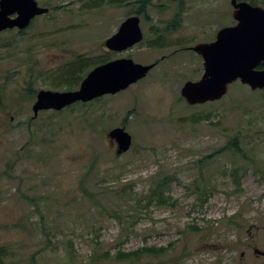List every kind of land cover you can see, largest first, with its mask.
<instances>
[{"label": "rangeland", "instance_id": "obj_1", "mask_svg": "<svg viewBox=\"0 0 264 264\" xmlns=\"http://www.w3.org/2000/svg\"><path fill=\"white\" fill-rule=\"evenodd\" d=\"M99 1L37 0L67 6L36 16L24 34L0 32V87L14 103L0 110L2 262L264 264V89L236 80L220 100L199 105L180 95L203 71L190 47L235 23L230 0H152L140 17L142 41L120 52L103 41L135 4L101 0L89 9ZM245 1L264 8V0ZM107 53L158 63L115 94L33 117L35 94L24 99L25 81L36 91L66 90L51 85L56 68L78 65L79 54L96 63ZM124 118L132 145L115 155L105 133ZM234 137L242 153L220 151ZM201 179L204 202L195 190ZM162 180L169 200L158 203L153 190ZM149 247L163 250L140 253L133 263L112 259L118 250Z\"/></svg>", "mask_w": 264, "mask_h": 264}, {"label": "water", "instance_id": "obj_2", "mask_svg": "<svg viewBox=\"0 0 264 264\" xmlns=\"http://www.w3.org/2000/svg\"><path fill=\"white\" fill-rule=\"evenodd\" d=\"M230 4L235 23L219 28L213 41L191 46L202 58L203 72L198 80H186L180 88V95L189 105L220 100L236 80L251 90L264 88V8L245 0H230ZM47 11L37 0H0V32L25 29L35 16ZM139 21L138 15L127 16L103 41L105 48L119 52L141 41ZM153 66L154 63L141 64L131 58H115L94 66L76 89H39L31 106L33 117L40 110L58 111L76 102L115 94L145 77ZM105 135L115 142V155L132 145V136L123 126L110 128Z\"/></svg>", "mask_w": 264, "mask_h": 264}, {"label": "trees", "instance_id": "obj_3", "mask_svg": "<svg viewBox=\"0 0 264 264\" xmlns=\"http://www.w3.org/2000/svg\"><path fill=\"white\" fill-rule=\"evenodd\" d=\"M100 1H99V3L98 2H94L92 4H88L89 7H90L89 9H91L93 7L99 8L100 5H101ZM181 2L182 1H180V3ZM106 3L107 4H113V3H116V4H135V7L130 10L129 14H136V15H139L140 17H142V18H146L147 15H148L147 14V8L150 5H152V0H133L132 2L131 1L126 2L125 0H107ZM66 6H67V4H55V5H52L51 7H48V8H49V10H61V9H64ZM177 16H178V13H175L174 18H176ZM33 20L31 22H33ZM172 20L173 19L171 18L166 23V29L169 30V31H171L172 29H175V28H173L174 26L172 25ZM176 20L177 19H175L174 22H176ZM28 27H30V25ZM26 29L17 30V34H24ZM159 29L160 28H155V30L158 31L156 33L154 32L156 38H160L161 37V34L159 33ZM107 54L108 55H106V56L98 57L96 59V61H95L96 63H93L94 60L88 61L90 59L89 57H85V56H83L81 54L76 55L77 57L75 58V60H76L78 65L70 66L69 68H66L65 65H62V66H59L58 68H56L51 74L52 77L54 78V82H52L51 85H53V86H61V85L64 86L65 85L67 89L76 88L78 86L80 80L83 78V76L89 70V69H87V70L84 71V69L87 68L91 64H93L95 66L97 64H100V63H103L105 61L110 60L111 56H110L109 53H107ZM55 74H56V76H55ZM31 85H32L31 80L25 81V87H24L25 96H24V99H30V97L32 98V96H34V94L36 93V90H34L31 87ZM8 98L9 97H6L5 101L3 100V93H2L1 87H0V110L1 111L5 112L8 107H11V106L14 105V103L11 104L9 101L7 102ZM208 115H210V113L204 114V113L200 112L198 114V118L208 117ZM11 117L12 116H9V118H11ZM125 123H126V119L124 118L122 120L121 125L124 126ZM236 141H237L236 137L231 138L221 148L220 151H223V150H226V149H233L236 152H239L241 154L242 153V149H241L240 146H238L236 144ZM216 152H219V151H216ZM208 156H206L204 158H207ZM233 175H235V171H234ZM201 181H202V184H203L204 180L201 179ZM205 185L206 184L204 183V186H197L196 185V187H195V190L199 192V199H200L201 202H204L206 200V196L208 194V188H207V191L205 192ZM164 186H165V182H163V180H162V181L157 183V185L155 186V189L153 190V193L155 195L157 193L158 196H159V199H157L158 203L167 202L169 200L168 197H164V195H163L164 194V190H163ZM113 215L116 216V217H119L115 212H113ZM67 244H68L69 247H72V242L71 241H68ZM162 250H163V248L157 249V248H153V247L152 248H150V247L149 248H140L139 250H133V251H130V252H124V251L118 250L116 252V254L112 257V259H114L115 261H118L120 263H133L137 259V257L140 255V253H143L145 251L158 252V251H162ZM2 251H3V249L0 248V264H4L2 262V256L4 255V253ZM102 251H103L102 254L109 255V250L108 249H104ZM101 259H102L101 256H96L94 261L98 262V261H101Z\"/></svg>", "mask_w": 264, "mask_h": 264}, {"label": "flooded vegetation", "instance_id": "obj_4", "mask_svg": "<svg viewBox=\"0 0 264 264\" xmlns=\"http://www.w3.org/2000/svg\"><path fill=\"white\" fill-rule=\"evenodd\" d=\"M165 29H166V26H165ZM167 30V29H166ZM215 38V37H214ZM155 62V61H154ZM114 143V142H113Z\"/></svg>", "mask_w": 264, "mask_h": 264}]
</instances>
